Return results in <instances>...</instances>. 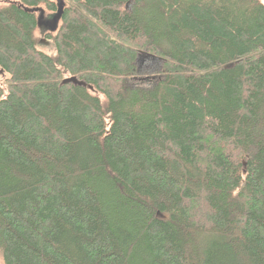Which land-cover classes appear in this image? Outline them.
<instances>
[{
  "label": "trees",
  "instance_id": "obj_1",
  "mask_svg": "<svg viewBox=\"0 0 264 264\" xmlns=\"http://www.w3.org/2000/svg\"><path fill=\"white\" fill-rule=\"evenodd\" d=\"M15 1L0 6L3 264H264V2L62 0L48 54L29 10L58 1Z\"/></svg>",
  "mask_w": 264,
  "mask_h": 264
},
{
  "label": "rangeland",
  "instance_id": "obj_2",
  "mask_svg": "<svg viewBox=\"0 0 264 264\" xmlns=\"http://www.w3.org/2000/svg\"><path fill=\"white\" fill-rule=\"evenodd\" d=\"M59 4L58 13H49L43 8L41 9H31L29 11L37 13L39 17V26H38V37H40V44L44 52L52 54L54 52V45L50 42V39L47 40L45 35L54 34L60 22V14L64 8V3L62 0H57ZM264 2V0H262ZM15 0H0V6L7 5L10 3H15ZM139 59L137 61V69L140 77L149 78L153 75H156L162 68V62L158 59H153L146 55L145 52L139 53ZM0 264H3L2 258L0 256Z\"/></svg>",
  "mask_w": 264,
  "mask_h": 264
},
{
  "label": "water",
  "instance_id": "obj_3",
  "mask_svg": "<svg viewBox=\"0 0 264 264\" xmlns=\"http://www.w3.org/2000/svg\"><path fill=\"white\" fill-rule=\"evenodd\" d=\"M143 56H148V57L153 58V59H156V60L158 59L156 56L151 55V54H148V53H146V55H143ZM62 84L63 85L72 84V85H75V86L87 87V84L85 82H83V81H80L77 77L67 78L66 80H64L62 82Z\"/></svg>",
  "mask_w": 264,
  "mask_h": 264
}]
</instances>
